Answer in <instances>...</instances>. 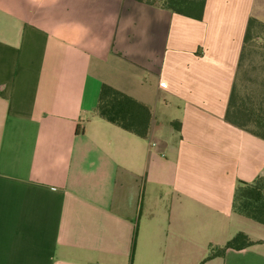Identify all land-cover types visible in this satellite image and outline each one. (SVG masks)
<instances>
[{
	"label": "crops",
	"instance_id": "1",
	"mask_svg": "<svg viewBox=\"0 0 264 264\" xmlns=\"http://www.w3.org/2000/svg\"><path fill=\"white\" fill-rule=\"evenodd\" d=\"M252 18L264 0H0V264H264L232 208L264 140L226 120ZM102 84L152 109L147 138L95 115ZM238 232L256 244L206 260Z\"/></svg>",
	"mask_w": 264,
	"mask_h": 264
},
{
	"label": "trees",
	"instance_id": "2",
	"mask_svg": "<svg viewBox=\"0 0 264 264\" xmlns=\"http://www.w3.org/2000/svg\"><path fill=\"white\" fill-rule=\"evenodd\" d=\"M147 5H159L173 13L180 14L197 20H202L206 0H135ZM264 28V24L252 18L249 21L244 47L240 58V68L246 44L256 27ZM238 73V72H237ZM237 77V75H236ZM236 81V79H235ZM264 85V80H263ZM258 108L249 107L243 98H240L234 82L226 120L252 135L264 140V96ZM97 117L112 123L123 130L141 138H147L152 124V109L137 99L102 84L98 103L94 110ZM254 124V129L249 126ZM234 213L264 225V173L251 183L240 181L235 189L232 205ZM256 244L246 233L238 232L221 248H211L206 260L224 255L226 250H242Z\"/></svg>",
	"mask_w": 264,
	"mask_h": 264
},
{
	"label": "rangeland",
	"instance_id": "3",
	"mask_svg": "<svg viewBox=\"0 0 264 264\" xmlns=\"http://www.w3.org/2000/svg\"><path fill=\"white\" fill-rule=\"evenodd\" d=\"M263 80L264 28L258 26L252 32L251 39L245 46L242 62L235 81L239 97L243 98L244 102H247L249 107H259L258 104L264 96ZM168 118V116H158V120L163 125L161 130L168 128V125H166ZM254 127L253 123L249 126L250 129H254ZM247 223L256 225L264 231V227L258 226L257 223L253 221L248 220Z\"/></svg>",
	"mask_w": 264,
	"mask_h": 264
},
{
	"label": "built area",
	"instance_id": "4",
	"mask_svg": "<svg viewBox=\"0 0 264 264\" xmlns=\"http://www.w3.org/2000/svg\"><path fill=\"white\" fill-rule=\"evenodd\" d=\"M155 145V144H154Z\"/></svg>",
	"mask_w": 264,
	"mask_h": 264
}]
</instances>
